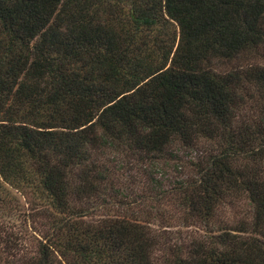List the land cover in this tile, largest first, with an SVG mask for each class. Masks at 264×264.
I'll use <instances>...</instances> for the list:
<instances>
[{
    "label": "trees",
    "instance_id": "obj_1",
    "mask_svg": "<svg viewBox=\"0 0 264 264\" xmlns=\"http://www.w3.org/2000/svg\"><path fill=\"white\" fill-rule=\"evenodd\" d=\"M258 58L264 0H0V203L46 217L24 263L264 264ZM163 159L194 171L176 181L194 231L90 215ZM242 194L251 218L216 217Z\"/></svg>",
    "mask_w": 264,
    "mask_h": 264
},
{
    "label": "rangeland",
    "instance_id": "obj_2",
    "mask_svg": "<svg viewBox=\"0 0 264 264\" xmlns=\"http://www.w3.org/2000/svg\"><path fill=\"white\" fill-rule=\"evenodd\" d=\"M257 61L264 63V58H258ZM178 155L187 163L188 159L196 160L197 155L201 156L202 153L198 149H185L180 150ZM174 161V159L159 160L160 167L152 171V176H155L152 179L148 175L150 171L148 165L146 172L135 169L123 172L120 176L121 180L128 185L123 197L118 202L91 207L90 215L93 217L101 213L137 215L145 217L157 229H170L182 235L194 231L196 225L185 224L186 220L191 223H194V220L184 218V211L178 206L179 189L176 184L177 179L186 178L194 171L186 165L180 168ZM155 179L161 181L159 186L153 182ZM13 192L18 196L16 208H10L7 197L5 203H0V264H26L23 258L36 252L39 240L42 238L43 223L46 222V217L38 213L32 205H27L19 192L15 190ZM4 194L1 190L0 195ZM224 205L219 209L216 217L226 223L252 217V206L243 194L237 199L234 198V203ZM195 229L202 228L197 226Z\"/></svg>",
    "mask_w": 264,
    "mask_h": 264
}]
</instances>
